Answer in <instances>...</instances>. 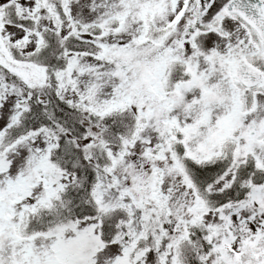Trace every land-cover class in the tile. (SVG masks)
Returning a JSON list of instances; mask_svg holds the SVG:
<instances>
[{
	"label": "snow or ice",
	"instance_id": "obj_1",
	"mask_svg": "<svg viewBox=\"0 0 264 264\" xmlns=\"http://www.w3.org/2000/svg\"><path fill=\"white\" fill-rule=\"evenodd\" d=\"M0 264H264V0H0Z\"/></svg>",
	"mask_w": 264,
	"mask_h": 264
}]
</instances>
